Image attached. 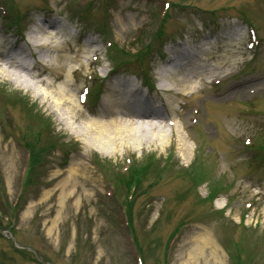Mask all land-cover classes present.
Returning a JSON list of instances; mask_svg holds the SVG:
<instances>
[{
	"label": "rangeland",
	"instance_id": "374dc122",
	"mask_svg": "<svg viewBox=\"0 0 264 264\" xmlns=\"http://www.w3.org/2000/svg\"><path fill=\"white\" fill-rule=\"evenodd\" d=\"M0 16V39L13 42L41 20L58 23L52 51L37 53L42 71L48 81L67 64L78 77L92 71L97 80L80 86L93 113L104 99L131 100L135 86L173 102L189 147L183 160L167 129L163 149L102 155L77 137L78 108L52 112L0 80V264H182L201 232L219 264H264V0H0ZM176 52L187 60L174 65L195 75L190 98L157 90L162 56ZM173 71L166 86L180 89L184 70ZM77 167L89 180L72 179L62 202L58 185Z\"/></svg>",
	"mask_w": 264,
	"mask_h": 264
},
{
	"label": "bare ground",
	"instance_id": "6f19581e",
	"mask_svg": "<svg viewBox=\"0 0 264 264\" xmlns=\"http://www.w3.org/2000/svg\"><path fill=\"white\" fill-rule=\"evenodd\" d=\"M56 28L58 29V23L51 19H44L40 21L34 30L30 31L27 40L20 38L18 40L19 42L16 40L13 42L1 38L0 62H2V64L0 65V80L12 83L22 91L31 93L34 99L45 106H49L52 112H56L55 109H57V107L66 105H71L75 110L78 108L76 111H78L79 115L76 111L75 115L77 117L82 116L81 118H85L86 122L84 126H82L83 129L78 132L77 137L85 139L84 141H86L85 144L88 145V148L97 150V152L102 155L110 156L112 154L111 156H114L117 148L120 150L123 149L122 151H128L130 148L129 145L141 147L145 143L148 145L153 144L155 147L163 149L166 141L165 130L171 129L172 132H174V130L177 131L176 150L182 159L185 160L189 147L187 146L188 136H183L182 131H180V128H184L180 119L183 116V111L172 108L174 104L168 99L162 100V98L158 96L151 97L135 86L131 88L129 93H126L128 97L132 98L131 100L126 101L125 99H117L115 97L104 99L100 103V108L102 109L100 110L99 108L93 113V111L89 109L90 106H88L86 100L87 85L84 86L83 84V86H80L81 81H83L82 83H87L91 79L97 80V76L92 71H89L88 75L78 77L77 74L81 69L72 70L69 68L68 70L69 65L67 64V67L61 66L60 74L62 75H60L57 80L48 81L46 79L47 74L45 71H42V68L50 66L47 63L46 65L43 64L42 58L38 54L41 51L47 53L52 51V45L56 43ZM2 31L0 32V36L5 37L7 34H5L4 30ZM38 35H42L43 37L39 38ZM4 43H7L8 46H6L7 48L5 51H2L1 48H4ZM88 43L89 45L93 44V42ZM31 51H35L36 54ZM69 54H71V52H67V54L63 55L64 59L70 60ZM162 57L164 58L162 62L163 65L157 72V77L161 84L157 87V90L178 99L190 98L191 93L194 91V87L188 82L195 76L192 74L193 69L191 66L190 68H183L181 65H174L177 61L187 60L186 54L183 52H176L172 57H166L165 55ZM24 61L25 63H27V61H33L31 68H28V65L25 64ZM96 62V59L93 58L89 63V68L91 69ZM3 65L5 68L1 69ZM175 67H178L179 70H184L182 79H180L181 81L176 85L177 87L181 84L182 88L180 89L166 86L167 80L170 82L176 74V71H173ZM64 71H66V74ZM71 79L73 81H71ZM72 85L76 88L74 92L75 104H73V96H69L66 89L67 86ZM248 88L244 86L243 89L236 88V90L237 92L245 90L253 91V89ZM225 90V93L228 91L229 95L232 89ZM232 92V95H234L235 91L232 90ZM213 95L218 97L223 95V92ZM48 103L51 104L47 105ZM191 104L192 101L182 105L183 107H189ZM71 106L69 107L70 109ZM69 108L67 109L68 111ZM193 109L194 114L198 115V108L195 107ZM170 116L174 117L172 118L173 120H165ZM194 118L196 119V123L199 124L197 117L195 116ZM69 119H71V121H67L66 118H62V116L58 115V122L70 128L72 118ZM108 119L109 121H107ZM150 120H153L154 123L149 122ZM165 121L168 127L164 126L163 122ZM72 179L89 180V178H84L83 175H81L79 167L72 168L69 171V176L61 181L59 184L60 186L58 185L61 191L59 198L62 202L67 201L66 197L68 194L65 192L69 189ZM253 211L254 210H252V213ZM191 245L190 252L187 254L188 258L182 264H192L195 260L203 264H219L221 262L215 243L206 232H201L198 236L194 237L191 241Z\"/></svg>",
	"mask_w": 264,
	"mask_h": 264
},
{
	"label": "trees",
	"instance_id": "16d2710c",
	"mask_svg": "<svg viewBox=\"0 0 264 264\" xmlns=\"http://www.w3.org/2000/svg\"><path fill=\"white\" fill-rule=\"evenodd\" d=\"M133 183H135V185H136V181L133 182ZM135 185H134V187H133L134 189L136 188ZM133 192H134V191H133ZM129 203H131V202H129ZM236 261H239V259H237Z\"/></svg>",
	"mask_w": 264,
	"mask_h": 264
}]
</instances>
